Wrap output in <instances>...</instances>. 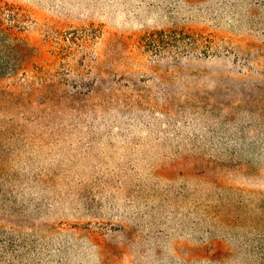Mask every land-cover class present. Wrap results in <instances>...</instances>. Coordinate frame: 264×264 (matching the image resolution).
Instances as JSON below:
<instances>
[{
	"label": "rangeland",
	"instance_id": "1",
	"mask_svg": "<svg viewBox=\"0 0 264 264\" xmlns=\"http://www.w3.org/2000/svg\"><path fill=\"white\" fill-rule=\"evenodd\" d=\"M9 6L0 264H264V0Z\"/></svg>",
	"mask_w": 264,
	"mask_h": 264
},
{
	"label": "trees",
	"instance_id": "2",
	"mask_svg": "<svg viewBox=\"0 0 264 264\" xmlns=\"http://www.w3.org/2000/svg\"><path fill=\"white\" fill-rule=\"evenodd\" d=\"M9 7L15 8V9H0V41L7 42L8 40L11 39L17 42L18 48H21L23 37H21L20 33H22V30L25 27L27 14L19 13L21 8H16L14 6H9ZM6 22H9V24H6ZM18 52H19L18 58L15 57L14 59L13 57L12 60H9V61H14L11 71L0 72V78L13 76L14 73L18 71V68L22 67L23 65L22 56L24 55V53H23V50H20ZM1 60L2 59L0 57V61ZM2 67H4V65H2Z\"/></svg>",
	"mask_w": 264,
	"mask_h": 264
}]
</instances>
